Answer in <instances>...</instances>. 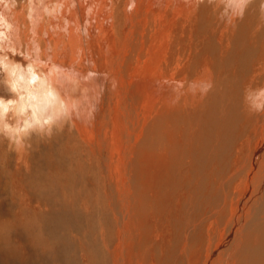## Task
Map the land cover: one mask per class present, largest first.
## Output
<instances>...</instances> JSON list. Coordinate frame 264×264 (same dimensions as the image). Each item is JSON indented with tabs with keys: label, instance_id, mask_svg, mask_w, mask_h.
Here are the masks:
<instances>
[{
	"label": "bare ground",
	"instance_id": "1",
	"mask_svg": "<svg viewBox=\"0 0 264 264\" xmlns=\"http://www.w3.org/2000/svg\"><path fill=\"white\" fill-rule=\"evenodd\" d=\"M154 5L0 0V73L13 91L11 100L0 98V168L8 141L17 158L13 193L22 196L35 134L68 130L69 161L99 185L88 183L121 190L112 166L121 168L114 264H264V110H256L264 109V0H162L166 14L153 15L164 24L150 32ZM158 36L157 67L140 88L125 85ZM106 72L121 90L97 102ZM117 141L122 153L113 163ZM141 186L167 207L153 223L138 217L147 202L137 201ZM114 199L107 210H117Z\"/></svg>",
	"mask_w": 264,
	"mask_h": 264
},
{
	"label": "rangeland",
	"instance_id": "2",
	"mask_svg": "<svg viewBox=\"0 0 264 264\" xmlns=\"http://www.w3.org/2000/svg\"><path fill=\"white\" fill-rule=\"evenodd\" d=\"M151 1L152 4L155 5L151 8L147 7L150 18L149 16L146 18L150 21L149 31L152 30L150 32H155V24L157 23L156 25L158 29L161 23L162 25L164 24V18H160L158 16L155 17L153 12L159 14L161 11L165 15L166 10H163V7H161L162 5H160L162 0ZM142 7L144 11L146 4ZM153 19H156V21ZM153 23L155 27L153 26ZM158 23L160 24L158 25ZM159 41H161V39H159L158 36L156 37V41L150 48L149 52L145 54L147 63L145 61H142L139 64L136 63L134 64L136 65L134 66L135 68L133 67L129 70V72H126L125 85L133 84L134 87L140 88V84L145 83L147 72L157 67V65H155L156 62L161 59V56H164V52L158 49L160 48L158 47ZM113 48L115 47L112 46L110 48L109 54L115 52L116 48L115 50ZM106 75V80L103 79L101 83V86L103 84V88L101 90L102 96L99 92L97 97L99 100H97V102H100L101 99L105 100V98H107L108 102L109 97L120 93L121 88H116L118 87L115 83L117 80L109 79L107 72L104 76ZM2 80L3 76L0 73V98L5 101L11 100L13 91L11 87L9 89L8 85H6L4 80ZM31 83L32 78L29 79L30 86ZM162 83L168 86V92H170V86L171 91L174 90V84L171 85L166 80H162ZM137 95L140 96L141 93L139 92ZM142 103L143 102L141 101L139 108L141 111L143 108L144 111L146 105L145 103ZM121 122L119 124V130L122 127ZM48 123L51 122L48 121ZM33 131H37V129H34ZM71 131H74V134L77 133L75 128H71ZM67 132L68 130L66 131L65 129L60 131L55 129V131L51 133H43V135L39 133L35 134V143H32V147H30L29 151L31 173H27L25 169H22V182L24 183L25 181H28L24 183V185H26V189L25 194H22V196L17 193H13L15 189V185L13 186V176L16 172L14 167L16 166L17 158L16 151L13 149L14 147L9 146L8 141H6L4 148L6 151H9H7L8 155L5 157V161H3L5 165L1 167L2 169L0 168V264H114V261H116V257H118L117 247L121 244L120 224L123 221V218L121 220L119 219L120 221L117 219L118 217L120 218V214L123 211V209H121V202L122 198L124 199V196L121 194L124 187L122 185V179H120V174L118 173L121 171V168H119L120 166L117 167L119 168V170H117V175V173H115V167L112 166V176L114 179L118 178V181L121 183L118 188H121V190L113 187L111 190L112 192L109 189H106L107 193H105L104 188L100 191L97 186V184L99 185L98 179L95 180L92 177H86L84 174L88 171H82V169L80 170L77 159L72 162L69 161L71 157L70 155H67L65 150L68 139ZM69 134L71 135L70 132ZM48 135H51V138ZM54 135L56 136V139L53 138ZM6 138L9 140L8 137ZM43 139H45V143ZM120 146L121 144L117 141L118 149L114 152L113 163L115 160V163H117V160H120L119 154L122 153ZM50 154L53 157V160L52 157H50ZM84 167L89 168V165L85 164ZM9 169L13 170L14 173L12 171H8ZM56 173L57 177H55ZM65 173L66 176H64ZM116 179L115 181L117 182ZM88 181H92V183L97 182V184L91 185V182L88 183ZM105 182L106 179L104 177L102 178L103 187ZM140 184H142V182H140ZM114 185L116 186V184ZM145 190H148L146 186ZM145 190H143L141 186V189H139V193L137 194V196H139L137 197V201L143 197H146L147 199V202L143 203V208L138 210V217L141 215L143 218L147 215L146 220L152 222L155 220V218H153L154 214L156 212L166 214L167 207L162 210L163 206L161 201L156 200V198H152V193L150 191H147L149 193H144ZM160 190V196H162L164 185L163 187L160 186L159 191ZM112 194L115 197H113ZM19 196L23 198V203L26 201L24 204L20 202ZM110 197L115 198L114 203H116L117 206L119 205L116 211L106 209V203L110 201ZM97 198L101 203H97ZM120 198L121 200L119 201ZM29 200L32 202L30 203ZM19 205L20 207H18ZM108 208L110 209V207ZM145 212L147 214H145ZM156 217L158 218L159 215L157 214ZM124 223V226L128 228L130 218ZM144 224L146 225V221L141 223L143 228H145ZM103 232L105 234H103ZM102 235L103 238H101ZM132 238H134V235H132ZM3 240L5 241V244H3L5 246L2 245V243H4ZM126 244H129V235ZM5 247L6 250L7 248L9 250L4 251L3 255H1ZM25 252L27 255L24 254ZM130 255H132V251L130 252ZM178 260L180 259L178 258Z\"/></svg>",
	"mask_w": 264,
	"mask_h": 264
},
{
	"label": "clouds",
	"instance_id": "3",
	"mask_svg": "<svg viewBox=\"0 0 264 264\" xmlns=\"http://www.w3.org/2000/svg\"><path fill=\"white\" fill-rule=\"evenodd\" d=\"M256 110H257V111H261V110H264V109L257 108Z\"/></svg>",
	"mask_w": 264,
	"mask_h": 264
}]
</instances>
